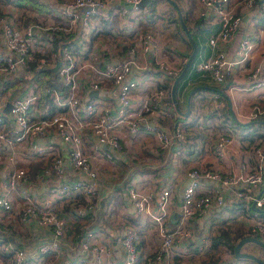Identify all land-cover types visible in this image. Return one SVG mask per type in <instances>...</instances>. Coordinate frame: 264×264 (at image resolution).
<instances>
[{"label":"built area","instance_id":"obj_1","mask_svg":"<svg viewBox=\"0 0 264 264\" xmlns=\"http://www.w3.org/2000/svg\"><path fill=\"white\" fill-rule=\"evenodd\" d=\"M11 1L0 2V28L4 34L0 47L5 46V51L0 48V71L10 73L22 69L26 73L37 59L52 65L60 61L57 72L61 87L49 84L40 89L35 81L26 93L10 101L8 111L5 108L8 95L0 91V148L10 153L12 164L10 170L0 172L3 184L0 212L15 209L22 220H32L51 229L52 238L38 246L37 262L52 264L63 253L64 243H68L70 248L78 244L88 254L70 259L67 264H200L212 249L213 230L204 231L196 242L187 240L194 236L198 218L216 207L224 209L222 219L241 225L242 236H257L264 241V65L255 60L258 54L264 55V0H187L195 14L207 16L212 10L215 22L219 23L217 31L209 36L214 52L196 63V71L200 75H210L220 84L238 75L242 93L257 88L247 96L258 93L255 98L245 106L232 108L234 116L225 111V96L219 90L197 91L195 95L198 104L208 95L213 115L218 118L221 130L216 137L215 152L223 157L232 143L240 141L243 144L241 156L226 168L210 163L182 165L191 180L184 186L179 199L173 183L158 189L143 179L131 178L125 188L127 207L131 205L133 215L129 212L119 220L116 244L113 238H107L105 243L99 239L98 224L70 233L71 221L99 215L103 208L100 198L108 188L101 185L105 166L115 173L122 172L120 156L136 160L138 166L144 164L135 147L137 134H152L151 154L170 147L175 138H186L189 121L174 120L161 108L170 97L173 79L184 64L165 70L138 91L139 80L135 74L145 65L135 45H130L128 55L119 61H100L76 54L69 44L56 47L48 36L39 34L40 31L70 35L79 25L90 23L101 13L111 21L115 13L103 11L113 2L138 5L140 0H55L60 7L56 17L28 19L22 23H16L2 9L3 3L7 5ZM247 13L260 17L263 22L257 21L253 32H242L230 56L228 49L236 41L237 31ZM143 36L149 38L153 34L145 32ZM143 48L144 51L149 49L148 42ZM84 69L92 75L80 82L79 75ZM113 86L118 88L116 97L106 91L105 94L111 96L88 94L90 88L106 90ZM43 93L51 95L55 101L56 110L52 113L41 112ZM136 95L138 100H135ZM202 116L196 121L198 125ZM161 118L168 123H159ZM240 122H245V126ZM52 135L66 143L73 172L78 175L76 179L48 186L51 194L67 200V207L60 208L50 197L39 199L26 188L16 207L11 191L30 175L32 159L50 157L42 173L48 180L61 176L64 156L50 142H36V137L51 138ZM19 152L26 158L25 165L16 164ZM177 200L180 201V215L174 219ZM112 214L109 204L104 216ZM131 217H138L139 221L132 223ZM145 237L148 238L146 242ZM28 251L0 232V264H28ZM227 251L232 253L229 247ZM6 257L10 263L4 261Z\"/></svg>","mask_w":264,"mask_h":264},{"label":"crops","instance_id":"obj_2","mask_svg":"<svg viewBox=\"0 0 264 264\" xmlns=\"http://www.w3.org/2000/svg\"><path fill=\"white\" fill-rule=\"evenodd\" d=\"M161 2L162 0H152L151 3L146 5L131 6L126 5L125 3L121 4L119 2H113L103 11V13H115L114 18L111 21L107 20L101 13L99 18L93 19L90 23L83 26L79 25L75 32L66 35L68 36L67 41H75L80 45L79 54L81 56L93 57L100 61H119L128 55V47L130 45H135L138 57L145 65V68L139 69L135 74L139 80L138 91H140L144 86L156 80L155 78L157 76L162 75L165 70L175 69L183 64L185 65L193 48L183 37V31H177L176 21L172 20L173 13H168L171 20L170 22L167 16H165V13H160L161 8L159 4H161ZM185 3L188 4L184 0V4ZM181 4L182 3H180V5ZM2 9L6 11L5 14L11 17L16 23H22L28 19H49L51 17H56L60 12V7L55 0H13L7 5L3 3ZM185 9H188L187 14L190 22L187 21V23L190 29L196 25L198 35H204V38L201 36V39H199V49L196 55V60L192 64V69H190V72H188L186 76L183 75L176 90V93L180 92V95L177 93L180 109L186 111L190 107V110L187 115L177 110L171 93V100L169 97L165 99L161 108L166 114L173 116L174 120L178 119L176 117L179 114L181 115V118L179 119L183 118L189 121L186 138L183 140L175 138L170 147L164 148L160 153L151 154V151H149V145L153 139L152 134L147 132L137 134L138 137L135 142V147L140 151L139 153L144 164L138 166L135 164L137 162L136 160L124 159L119 155L120 159L123 160V165L121 166L122 172L115 173L110 167L105 166L101 174V185L105 184L108 188H105L106 193L100 198L103 208L98 212L99 215L96 217H85L76 221H71L70 233H73L74 230H80L98 224L97 226L101 229L99 239H103L102 241L105 243L107 238H113L114 244H116L117 239L115 237L117 235L118 222L124 215L129 212L131 213V210L133 209L130 204L129 207H127L128 199H126V197L128 196V193L125 188L126 183L131 178H134L135 180L143 179L142 181H145L146 183L149 182L154 188L158 189L166 183H173L175 195L177 199H179L184 186L191 180L190 176H188L185 171V167H182V165L200 166L210 163L216 167L226 168L230 165H234L241 156V146L243 144L240 141L232 143L223 157H219L215 152L214 146L216 137L221 130L216 120L218 118L213 115L210 97L205 95L201 104H198L195 101V95L197 91L219 90L225 96V111L228 113L229 110V114L234 116L232 108H237V105L245 106L250 99L257 96L258 93H255L253 96L247 97L253 94L257 88L252 89L251 92L245 91L242 93V87L240 85L242 82L239 81L238 75L237 77L234 75L229 77L227 82L222 84L215 82L210 75H200L198 73L201 77L192 76V72L196 71V63L214 52L215 47L209 43V36L212 32L217 31L219 23L215 22L212 10L209 15L202 16L195 14L194 11L190 10L189 6ZM191 13L195 14L194 18L190 16ZM199 19H202L200 24H198ZM257 21L263 22L260 17H255L254 14L249 15V13H247L244 16L242 26L237 31L236 41H234L228 49L230 56L233 54L232 50L242 32L244 30H246V32H253ZM173 27L174 31L173 34H171ZM145 32H151L153 37H144L143 34ZM39 34L44 37L48 36V39L56 46L53 37H56L58 34L40 31ZM2 36L4 39L3 31H1L0 28V44H2ZM146 42L149 44V49L144 51L143 44ZM0 48H3V51H5L4 44L3 47ZM255 60L264 65L263 53L258 54ZM57 63L52 65L49 63H42L40 59H37L33 62L31 70L26 73H24L22 69L10 73H3L0 71V91H4L8 95L6 107L10 104V101L13 98L26 93L35 81H38L40 89H45L49 84L57 85V82L62 84L59 79L57 68H53ZM90 75L92 74L88 69L82 70L79 75L80 82L89 79ZM207 76L209 77L204 79V82L197 83L196 80L198 78L203 79ZM211 82L216 86H212V84H210ZM231 83L233 84V87L229 88ZM149 87L154 88L155 86L149 85ZM117 89L118 88L114 86L112 88L109 87L106 90L102 88H90L88 94L94 96L99 95L101 97H106L108 95L116 97ZM193 89L194 91L191 95L189 105L188 97ZM104 91L111 95L105 94ZM138 97L139 96L136 95L135 100H138ZM40 107L41 112L44 114L55 111L56 104L53 97L49 94L43 93L40 100ZM200 116H202V118L198 125L196 121ZM159 123L167 124L168 121L165 118H161ZM170 124L173 126V121ZM194 128H197L199 131H195ZM93 141H96V137L93 138ZM36 142H50V144H53L55 149L64 156L62 174L61 176H54L48 180L47 175L42 173V169L45 165L50 163V157H37L32 159L29 166L30 175L22 180L16 189L11 191L12 200L16 204L20 203L23 198V189L26 188L37 198L45 199L50 197L53 200H56L60 208H65L67 207V200L64 198L61 199V197L56 196L55 194H51L48 186L49 184L57 185L62 180H71L78 177V175L73 172L66 143H64L60 137L53 135L51 138L36 137ZM88 148L92 150L90 145H88ZM9 156L10 153L1 147V173L12 168ZM17 156L18 160L16 164L25 165L26 158L22 152H19ZM120 173H124L123 176L119 175ZM123 177L126 178L122 179ZM2 190L3 184L0 180V192ZM109 204H111L113 214L110 217H105L104 209L108 207ZM18 205L19 204L15 206L17 207ZM179 209L180 201L177 200L175 206L176 212L173 216L174 219L180 215ZM223 212L224 209L222 207H216L208 209V211L203 213L196 222L194 236L187 241L196 242V240L200 239V235L203 234L204 231L213 230V244L214 237L221 233L220 229L217 227L220 224L227 225L224 224L225 219L221 218ZM138 221V217H131L132 223H137ZM235 224H237L236 226L238 227L241 226L239 223ZM226 228H228V226H226ZM229 230L233 237L237 236V241L242 238V230L241 233H238L237 228L235 230L229 228ZM0 232L7 233L9 240L13 241V243L15 242L16 245L25 247L29 250L28 264H44L37 262L38 246L52 238L51 229L49 227L35 223L32 220H22L17 211L13 209L4 213L0 212ZM144 240L146 242L148 241V238L145 237ZM66 242L68 241L66 240ZM253 242L254 241L252 240L246 241L243 243L242 249L249 251L248 248L251 247ZM64 244L65 245L62 247L64 250L63 253L59 254L52 264H67L70 259H77L84 256V254H88V251H84L78 244L75 248H70L68 243ZM220 244L227 246L225 243ZM118 251L120 252L119 249ZM257 254L259 255L260 253ZM232 258L233 259L231 260H234L236 264H259L253 259L247 257ZM1 261L2 259L0 257V262ZM4 261L10 263L9 257L4 258Z\"/></svg>","mask_w":264,"mask_h":264},{"label":"trees","instance_id":"obj_3","mask_svg":"<svg viewBox=\"0 0 264 264\" xmlns=\"http://www.w3.org/2000/svg\"><path fill=\"white\" fill-rule=\"evenodd\" d=\"M170 4H171V3H170ZM171 6L174 8V13H173V15H172V20L176 21V29H177V31H181V30H182V31H183V37H184V38L190 43V45L192 46V43H191L190 39L188 38L186 32H185L184 29H183L182 22H181V20H180V18H179L178 11H177L176 7H175L173 4H171ZM181 8H182V11H183V15H184L185 20L188 21V22H190L189 16H188V14H187V13H188V9L186 10L182 4H181ZM172 12H173V11H172ZM198 18H199V17H198ZM202 19H203V18H202ZM202 19H199L198 24H200V22L202 21ZM191 30H192V34H193V36L197 39V41H198V43H199V42H200L199 39H201V36L204 38V35H203V34L198 35V32H197L198 29L196 30V25H195L194 27H191ZM67 37H68V36L57 35L56 37H53V40H54L56 46H58V47L63 46L64 44H69V47L71 48V50H72L73 52H75L76 54H79V47H80V45H79L78 43H76L75 41H71V40L67 41ZM59 45H60V46H59ZM192 47H193V46H192ZM196 55H197V54H196ZM195 60H196V57H195V58L193 59V61L191 62L190 66L188 67V69H187V71L185 72L184 76H186L187 73L190 72V69H192V64H193V62H194ZM180 72H181V71H180ZM192 76H193V77H201V76L198 75V72H196V71L192 72ZM208 77H209V76H207V77H205V78H203V79H199V78H198L196 81H197V83H199V82L201 83V82H204V79H206V78H208ZM202 80H203V81H202ZM207 80H208V79H207ZM56 84H57L56 86H58V87H61V86H62V84H61L60 82H57ZM210 84H212V82H211ZM212 86H216V85H213V84H212ZM169 99L171 100V97H169ZM55 108H56V107H55ZM227 109H228V106H227ZM228 111H229V110H228ZM177 114H178V113H177ZM177 114H176V115H177ZM176 118H178V119L181 118V115L178 114ZM240 124H241V126H245L246 123H245V122H240ZM6 237L8 238L7 233H6ZM242 237H244V236H242ZM237 242H238V241H237V236H236V237H235V236L233 237V236L231 235L229 229H225V230H223L221 233H219L218 235H216V236L214 237V239H213L212 249H211V251H210L208 257H207V258H204L200 264H236V262H235L234 260H230V259H221V256L218 255V254H213L212 250H213L214 246L217 247V248H219V244H220V243H225L229 248L232 249L233 257H234V258H238V256L235 255V251H234V248H235V245H236ZM239 258H241V257H239ZM251 259H253V258H251ZM253 260L256 261L255 259H253ZM256 262H257V261H256ZM257 263H259V262H257ZM259 264H260V263H259Z\"/></svg>","mask_w":264,"mask_h":264},{"label":"water","instance_id":"obj_4","mask_svg":"<svg viewBox=\"0 0 264 264\" xmlns=\"http://www.w3.org/2000/svg\"><path fill=\"white\" fill-rule=\"evenodd\" d=\"M151 1L152 0H140L138 2V5H146V4L151 3ZM168 1L170 3H172L176 7V9L178 11L179 18H180V20L182 22V26H183L184 30L186 31V34H187L188 38L190 39V41L192 43V46H193L192 51H191L188 59L186 60V63L184 65V67L182 68L181 72L178 75H176V77L174 79V82H173V85H172V89H171V95H172V99L175 102L176 109L181 111L185 115H187V113L190 110V107L186 111H182L180 109L176 90H177V85H178L180 79L183 77V75L187 71L188 67L190 66L191 62L196 57V54H197L198 49H199V43H198L197 39L193 36L192 31H191L187 21L184 18L183 11H182L180 3L177 0H168ZM123 3H125L126 5H129V6L133 5V3L127 2V1H123ZM59 63H60V61L53 68L56 69L58 67ZM193 91H194V89L190 92L189 97H188L189 105H190L191 95H192ZM9 109H10V104H8L7 107H6L7 111ZM249 240L256 241V242H258V243H260L261 245L264 246V241L262 239H260L259 237H257V236H245V237H242L236 243L235 248H234L235 255L238 256V257L253 258L257 262H259L260 264H264V257L254 253V252L245 251V250L242 249L243 243H245L246 241H249Z\"/></svg>","mask_w":264,"mask_h":264},{"label":"rangeland","instance_id":"obj_5","mask_svg":"<svg viewBox=\"0 0 264 264\" xmlns=\"http://www.w3.org/2000/svg\"><path fill=\"white\" fill-rule=\"evenodd\" d=\"M177 1L179 3H182V5L184 6V8H186V7L189 6L190 10H192L191 7H190L189 2L187 0H185V1L188 4H186V3L184 4V0H177ZM159 5H160V8H161L160 13H165V16H167V18H168V20L170 22L171 20H170V17L168 16V13H174V8L171 6V4H170V2L168 0H162L161 4H159ZM185 5H186V7H185ZM190 16L192 18H194L195 17V14L194 13H191ZM173 31H174V27L171 30V34H173ZM178 94L180 95V92ZM194 129H195V131H199V130H197V128H194ZM224 224H227L226 226H228V228H226L225 225L220 224L217 227L218 229H220V232H222L225 229H229V228H231L233 230H235L237 228L238 233H241L242 228L240 226L239 227L236 226L237 224H235L233 221H225ZM227 247L225 245L223 246L222 244H219V248H217V247L214 246L212 252H213V254L220 255L221 256V259H230L231 260V259H233L232 258L233 257V254L232 253L228 254ZM248 249H249V251L254 252L256 254L257 253H260L259 254L260 256H261V254H262V256H264V246L261 245L260 243L256 242V241H254L251 244V247H249ZM251 261H253V260H251Z\"/></svg>","mask_w":264,"mask_h":264}]
</instances>
